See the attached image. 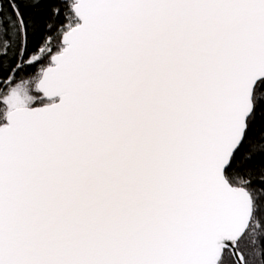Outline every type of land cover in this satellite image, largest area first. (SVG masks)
Here are the masks:
<instances>
[{
	"label": "snow or ice",
	"instance_id": "6c2138e0",
	"mask_svg": "<svg viewBox=\"0 0 264 264\" xmlns=\"http://www.w3.org/2000/svg\"><path fill=\"white\" fill-rule=\"evenodd\" d=\"M0 264H264V0H0Z\"/></svg>",
	"mask_w": 264,
	"mask_h": 264
},
{
	"label": "trees",
	"instance_id": "16d2710c",
	"mask_svg": "<svg viewBox=\"0 0 264 264\" xmlns=\"http://www.w3.org/2000/svg\"><path fill=\"white\" fill-rule=\"evenodd\" d=\"M27 71L30 73V72L33 71V69L32 68H29V69H27Z\"/></svg>",
	"mask_w": 264,
	"mask_h": 264
}]
</instances>
